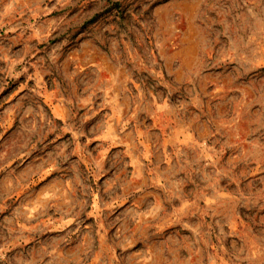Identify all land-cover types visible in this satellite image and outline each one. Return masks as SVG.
I'll list each match as a JSON object with an SVG mask.
<instances>
[{
  "label": "rangeland",
  "instance_id": "374dc122",
  "mask_svg": "<svg viewBox=\"0 0 264 264\" xmlns=\"http://www.w3.org/2000/svg\"><path fill=\"white\" fill-rule=\"evenodd\" d=\"M0 264H264V0H0Z\"/></svg>",
  "mask_w": 264,
  "mask_h": 264
}]
</instances>
